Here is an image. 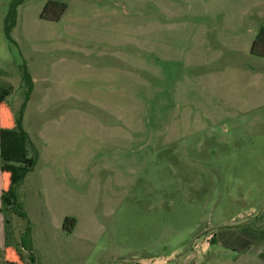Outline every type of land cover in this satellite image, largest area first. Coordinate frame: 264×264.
Segmentation results:
<instances>
[{"label":"rangeland","instance_id":"374dc122","mask_svg":"<svg viewBox=\"0 0 264 264\" xmlns=\"http://www.w3.org/2000/svg\"><path fill=\"white\" fill-rule=\"evenodd\" d=\"M11 1L0 83L15 113L26 64L37 160L28 224L0 204V264L27 226L35 264H264V0H23L10 42Z\"/></svg>","mask_w":264,"mask_h":264},{"label":"trees","instance_id":"16d2710c","mask_svg":"<svg viewBox=\"0 0 264 264\" xmlns=\"http://www.w3.org/2000/svg\"><path fill=\"white\" fill-rule=\"evenodd\" d=\"M22 1L12 0L8 4L3 19V33L5 38L10 42H13L11 32L16 25L17 9L22 4ZM65 9L66 7L63 4L48 2L43 8L40 18L45 21L56 22L60 19ZM249 54L252 57L264 59V27H261L254 37ZM19 73L21 103L15 113L6 102L7 97L11 94L12 88L9 84L0 83V156L3 160V163L0 165V204L1 209L7 210L9 208L17 213L19 217L26 220L20 201V194L17 189L19 186L18 183L26 175V172L33 168L37 160V152L27 139V134L23 126V116L33 90L32 78L24 63L19 67ZM17 151L20 153L21 158L24 159L23 161L26 159V154H30V158L25 162L27 165L24 168V172L15 179L6 161L14 159ZM26 222L28 224L27 220ZM74 224L73 219L65 218L62 228L66 233L71 234ZM30 233L29 226L21 232L19 235V247L4 245L2 251L4 264H26L22 252L27 253L29 261L35 264Z\"/></svg>","mask_w":264,"mask_h":264},{"label":"crops","instance_id":"0c3cea01","mask_svg":"<svg viewBox=\"0 0 264 264\" xmlns=\"http://www.w3.org/2000/svg\"><path fill=\"white\" fill-rule=\"evenodd\" d=\"M33 83V82H32ZM24 117V116H23ZM23 126H24V121H23ZM1 173V172H0ZM0 191H1V181H0Z\"/></svg>","mask_w":264,"mask_h":264}]
</instances>
